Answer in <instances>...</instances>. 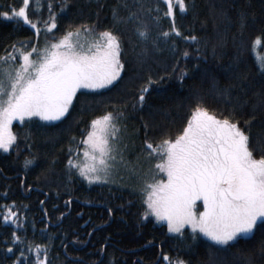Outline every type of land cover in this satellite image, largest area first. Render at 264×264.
I'll list each match as a JSON object with an SVG mask.
<instances>
[{
    "label": "trees",
    "instance_id": "trees-1",
    "mask_svg": "<svg viewBox=\"0 0 264 264\" xmlns=\"http://www.w3.org/2000/svg\"><path fill=\"white\" fill-rule=\"evenodd\" d=\"M19 2L0 0V10H7L10 4L18 6ZM154 2L142 0L145 11L140 21L114 25L111 11L114 0H100L104 5L102 10H98L96 0H68L70 7L58 16L55 29L41 30L39 36L22 21L0 17V53L13 44L21 46V42H25V49L32 47L29 41L37 40V46L44 47L65 31L74 32L77 26L92 25L95 21L92 33L98 34L108 27L120 35L125 62L122 78H118V83L113 82L114 87L78 89L66 118L40 122L50 124L48 127H38L33 122L10 125L16 140L8 151L0 149V264H13L14 260L16 264H36L39 259L45 264H96L98 259L102 264H169L164 253L170 261L182 259L186 264H260L264 259L259 255L264 247V238L259 234L251 239L241 238L224 251L213 248L209 256L202 235L197 234L194 240L186 226L183 234L170 233L167 223L143 215L145 205L139 191L142 181L130 179L124 185L89 183L67 166L69 144L73 151L83 148L81 137L90 121L104 112L123 113L116 122L123 129L122 143L128 144L125 159L135 161L139 154L137 166L143 172L148 170L149 177L157 159H148L141 152L144 139L153 144L166 137L174 139L197 103L220 118H239L243 124L248 115L239 110L230 111V105L212 87L213 81L221 88L231 87L233 103L246 99L244 109L249 115L252 106H256L255 122L250 127L251 147L256 155L260 154L259 148L264 146L261 143L264 141V123H261L264 75L258 71L252 42L259 36V43L264 44V0H188L190 6L186 12H181L177 5L174 18L161 16L152 20L151 16L157 13L153 10L149 14L147 8ZM241 8L247 17L242 34L238 25ZM119 11L122 14L123 10ZM28 13L30 18L39 17L43 22L49 15L48 0H30ZM173 23L180 30V37L172 34L167 41L160 40L162 51L156 52L151 41ZM144 24L148 28L147 39L136 30ZM193 34L197 42L184 39ZM173 41L175 56L184 51L189 53L176 69V72L188 69L183 80L175 74L168 75L175 62L171 52ZM138 58H142V63ZM3 67L11 69V62ZM162 72L163 82L151 86L143 106L134 107L138 89L148 75L155 79ZM0 74L6 73L0 70ZM26 157L34 158L31 165L25 166ZM10 204L11 211L17 213L14 219L20 221L18 225L3 220L4 209ZM108 208L113 209L111 215ZM13 232L20 237L23 248ZM37 244L46 248H41L39 253L29 250L30 245ZM101 244L105 245L103 253L99 251Z\"/></svg>",
    "mask_w": 264,
    "mask_h": 264
},
{
    "label": "snow or ice",
    "instance_id": "snow-or-ice-1",
    "mask_svg": "<svg viewBox=\"0 0 264 264\" xmlns=\"http://www.w3.org/2000/svg\"><path fill=\"white\" fill-rule=\"evenodd\" d=\"M96 3L98 10H102L104 5L100 0H96ZM29 4L30 0H20L18 6L10 4L6 6L7 10H0V17L22 21L30 25L39 36L41 30H54L58 16L70 7L68 0H48L49 15L41 22L39 17L30 18ZM177 5L181 12H186L190 6L188 0H155L148 5L147 11L149 14L153 10L157 13L156 16H151L152 20H158L161 16L174 18ZM119 10H123L122 14ZM111 11L112 23L119 25L140 21L145 7L142 0H114ZM239 12L238 25L242 34L247 17L244 9H239ZM221 15L224 13L221 12ZM95 26V21L92 25H79L74 32L65 31L44 47H38L37 40L29 41L32 47L25 49V42H21V46L13 44L10 49L0 53V70L6 73V76L0 74V149L8 151L16 140V135L10 128L13 119L33 122L38 127L51 126L40 122L66 118L65 114L70 112L78 89L106 90L115 86L114 81L119 82L125 62L122 59L123 50L118 33L105 27L99 31L95 43L89 44L87 48L78 40L72 39L82 31L92 33ZM136 30L141 37L147 39V24ZM172 34L177 38L181 35L174 23L170 28H164L151 41L154 50L162 51L159 47L160 40L167 41ZM184 39L198 41L194 34ZM259 40L260 37L257 36L253 45ZM174 44L175 41L171 47L173 56L176 51ZM212 54H216L215 46ZM188 56L187 51L175 56L168 75L175 74L183 80L188 69L185 67L179 72L176 69L180 68V60ZM196 56L199 57V47ZM8 62H11V69L3 67ZM138 62L142 63V58H138ZM258 71L264 75V60H261ZM164 78L163 72L155 79L148 75L145 83L138 89L133 106H143L151 86L157 81L163 82ZM212 87L230 105V111L239 110L248 115V119L241 124L239 118H220L197 103L174 139L166 137L155 144L144 139L141 146L144 156L148 159L159 157L151 170V178L148 170L141 174L137 166L139 154L135 161L125 159L128 144L122 143L120 125L116 122L123 115L122 112H104L93 118L86 134L81 137L84 147H77L73 151L69 144L67 159L68 168L76 171L89 183L109 182L120 166L122 171H127L128 177L141 180L143 176L142 186L139 188L145 205L143 215L151 213L157 221H166L170 233L183 234L187 226L191 229L194 240L198 238L197 234L202 235L206 238L209 256L212 255L213 248L227 250L241 238L251 239L257 234L264 238V146L259 148L260 154L256 155V150L251 147L250 131L251 124L255 122L256 106H252V114L249 115L244 109L246 99L239 103L232 102L231 87L221 88L215 81L212 82ZM144 127L147 133V124ZM261 143L264 144V141ZM81 153L82 159L79 158ZM33 159L26 157L25 166L31 165ZM156 169L167 178L155 179ZM113 182L117 181L113 179ZM12 206L10 204L5 207L3 220L18 225L20 221L14 219L17 213L11 211ZM108 213L111 215L113 209L108 208ZM20 215L23 216V213ZM13 237L23 248V242L15 232ZM41 248L46 246H29V250L36 253ZM104 248L105 245L101 244L99 251L103 253ZM9 250H12L11 244ZM259 255L264 257V247ZM164 260L169 264H186L182 259L170 261L167 253H164ZM13 264H16L15 260ZM36 264H45V261L39 259ZM96 264H102V261L98 259ZM260 264H264V259H261Z\"/></svg>",
    "mask_w": 264,
    "mask_h": 264
},
{
    "label": "rangeland",
    "instance_id": "rangeland-1",
    "mask_svg": "<svg viewBox=\"0 0 264 264\" xmlns=\"http://www.w3.org/2000/svg\"><path fill=\"white\" fill-rule=\"evenodd\" d=\"M88 33V32H87ZM90 34V36H94L95 38H96V36L98 35L97 33H89ZM90 36H88V35H86L84 32H81V34L77 37V36H73V38L72 39H74V40H78V42L79 43H82L83 44V46L85 47V48H87L88 46H89V44H94L95 43V39L94 38H92V37H90ZM259 48H261V50H259ZM254 54H255V56H256V58H257V60H258V62H259V64H260V62H261V60H264V44H260L259 43V41L254 45ZM5 76H6V74H4ZM14 122H17V123H21V121L20 120H18V119H13V121H12V123H11V125H13V123ZM123 130V129H122ZM121 129H120V131H122ZM122 133L120 132L119 133V135H121ZM83 147H84V145H83ZM79 158H83V155H82V153L80 154V157ZM157 160L159 159V157H155ZM138 168H139V170H140V172H141V174H143L144 172H143V170L138 166ZM122 169V166H120V169H118V170H116L115 171V173H114V177H111L110 179H109V183H114V184H116V185H124V181H129L130 179H132V180H134V179H136L135 177H128L127 175H128V173H127V171L126 170H121ZM121 176H123L124 178H121ZM126 177H128L129 179H126L125 180V178ZM149 178H151V177H149ZM167 177H166V175H160L159 174V169H157L156 170V175H155V179H166ZM113 179H115L117 182H113ZM142 179H143V176L141 177V180H137L136 179V182L137 183H140L141 181H142ZM141 184H142V182H141ZM199 209H197V211H198ZM149 215H151V213H149ZM153 216V215H152ZM154 218H155V216H153ZM156 219V218H155ZM160 222H165L166 223V221H160ZM187 227V226H186Z\"/></svg>",
    "mask_w": 264,
    "mask_h": 264
}]
</instances>
